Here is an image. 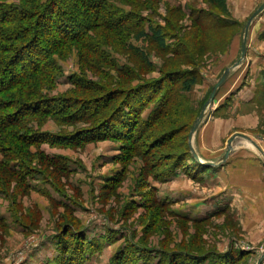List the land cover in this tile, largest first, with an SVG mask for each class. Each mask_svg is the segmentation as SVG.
Segmentation results:
<instances>
[{
	"label": "rangeland",
	"instance_id": "rangeland-1",
	"mask_svg": "<svg viewBox=\"0 0 264 264\" xmlns=\"http://www.w3.org/2000/svg\"><path fill=\"white\" fill-rule=\"evenodd\" d=\"M223 1L225 10L208 0H103V8L129 17L127 24H142L145 31L148 25H169L176 38L167 41L170 49L183 42L196 55L194 65L161 50L149 37L138 39L139 29L115 33L96 27L57 50L54 81L35 77L20 99L17 92L0 96V102L15 98L80 103L102 97L108 90L135 89L169 72L197 79L187 92L174 88L182 107L152 129L157 135L174 129L176 136L170 145L158 146L149 155L130 152L120 138L89 139L98 133L90 132L96 118L43 117L30 120L29 131L19 129L22 135L35 134L43 142L30 148L29 161L23 163L33 170L25 184L0 167V264H115L121 254V264H171V257L187 258L189 264H256L264 250V165L259 153L236 139L220 167L198 173L188 161L186 171L178 168L170 175L162 166L165 162H160V157L184 152L189 128L211 87L239 58L243 30L239 34V28L259 7L238 19ZM218 19L228 25L217 32L196 26L210 27ZM261 19L264 12L254 25H260ZM247 59L250 63L232 78L240 82L228 93L230 81L217 93L194 135L193 146L206 162H216L236 134L248 136L264 152V43L251 44ZM244 81L254 82L249 101L234 94L246 86ZM11 134L5 131L0 137L9 139ZM1 146L0 163H16L10 156L20 159L15 148ZM39 154L65 171L51 174ZM228 254L231 260L222 257Z\"/></svg>",
	"mask_w": 264,
	"mask_h": 264
},
{
	"label": "trees",
	"instance_id": "trees-1",
	"mask_svg": "<svg viewBox=\"0 0 264 264\" xmlns=\"http://www.w3.org/2000/svg\"><path fill=\"white\" fill-rule=\"evenodd\" d=\"M208 1L217 8L225 10L223 0ZM101 2L103 0H75V3L68 0H17L14 3H6L0 0V96L12 92H17L18 98L19 95L25 96L30 87L27 85L28 81L35 77H47L51 82L54 81L58 71L55 61L57 50L67 44L76 43L87 31L96 27H103L115 33L119 30L139 29L136 34L138 39L149 37L161 50L194 65L193 60L196 55L183 42H180L177 48L170 49L167 41L176 38L172 37L173 30L169 25L166 28L148 25L145 31L142 24L141 26L136 23L127 24L125 20L129 17L114 15L111 10L103 8ZM69 11L75 15L71 17ZM195 20L197 21V18ZM218 20L219 22L210 27L197 23L196 26L202 31L217 32L228 25V21ZM74 27L79 28V31H74ZM241 29L243 28H239V34ZM179 75L184 76L176 71L169 72L159 80L135 89L108 90L102 97L90 101L83 100L80 103H77V100L63 102L62 99L18 101L14 98V101H1L0 112L5 113H0V136L5 134V131L12 134L9 139L0 137V148L4 151L1 144H9L21 157L17 159L15 156H10L16 163L10 165L1 162L0 167L11 175L21 178L22 183L25 184L33 170L28 166L26 168L23 163L29 161L30 148L37 147L43 141L38 140L39 137L35 134L22 135L19 129L29 131L27 125L30 120L43 117L55 119L63 117L70 121L96 118L97 123L90 132L98 133L88 138H120L128 143L127 150L130 152L149 155L150 151L158 146L170 145L176 136V130L170 129L157 135L152 126H156V122L160 119L170 114L174 115L182 107L180 94H173L174 88H179L180 92H187L197 83L193 75H188L186 78ZM150 106L153 107L148 116L142 117L143 112ZM102 129L105 131L101 133ZM83 135L84 133H81L76 136ZM78 141L75 139V142ZM160 159V162H165L162 166L167 167L166 173L170 175L178 168L186 171L188 161L194 163L195 172L200 173L201 170L210 169L200 165L192 157L188 136L183 153H175ZM171 160L174 161L170 163ZM39 161L51 170V174L66 169L61 165H55L53 159L43 154H39ZM159 164L154 168L159 167ZM123 256V254L118 255L115 264H121ZM222 257L226 260L233 258L231 254ZM170 260L171 264H189L186 262L187 258L184 261L182 258L171 257ZM200 262L197 263L201 264Z\"/></svg>",
	"mask_w": 264,
	"mask_h": 264
},
{
	"label": "water",
	"instance_id": "water-1",
	"mask_svg": "<svg viewBox=\"0 0 264 264\" xmlns=\"http://www.w3.org/2000/svg\"><path fill=\"white\" fill-rule=\"evenodd\" d=\"M263 12H264V1L252 13V15L248 18V20L246 21V23H245V25L243 27L242 34H241V37H240V54H239V58L231 66L227 67L223 71L221 76L218 78V80L211 87L210 93H209L208 98H207V101L202 106V108H201V110L199 112V115L195 119V121H194V123H193V125H192V127L190 129V132H189V135H188V144H189V148H190L192 157L200 165H203L205 167L215 168V167H220L222 164H224L227 161V159L229 158V156L232 153V151H233V144H234L236 139H243L244 141L248 142L259 153V155L262 158L263 165H264V152H263V150L260 148V146H258L256 144V142H254L248 136L243 135V134L233 135L227 141L226 150H225L224 154L216 162H206V161L201 160L199 155H198V153L196 152V150H195V148L193 146L194 135L197 132V130L199 129V127L201 126V124L203 123V121L205 120V118L207 117L208 111L212 108L217 93L219 92L221 87L226 83V81L228 80V78L230 77L232 72L236 68L240 67L243 64V62H244V60L246 58V53H247V42H248V36H249L250 27H251L252 23L257 19V17L260 16ZM263 259H264V250L261 251V253L259 254V256H258V258L256 260V264H261Z\"/></svg>",
	"mask_w": 264,
	"mask_h": 264
},
{
	"label": "crops",
	"instance_id": "crops-1",
	"mask_svg": "<svg viewBox=\"0 0 264 264\" xmlns=\"http://www.w3.org/2000/svg\"><path fill=\"white\" fill-rule=\"evenodd\" d=\"M262 1L263 0H226L232 17H235L238 19H242L248 14L250 15V13H252V11H254V9H256L262 3ZM239 10H241V12H238ZM237 12H238V14H236ZM262 19H261L260 25H254V23H252V25L250 27L248 42H247V53H246V58H245L243 64L250 63V62H248L247 56H248L251 44H252V47H254L255 45L260 44L261 42L264 43V21ZM251 39H252V42H251ZM240 67L236 68L234 70V72L230 75V77L228 78L226 83L221 87L222 90L231 81L232 87H231V89L228 90V93H229L233 88L236 87V83L240 82V81H236V79L232 81V78L235 76V74L237 73L236 71ZM251 82H252V84H249V83H246L244 81L246 86L241 88L238 93L235 92L234 93L235 97L239 96L243 101H249L250 98L253 96V93H254V82L253 81H251ZM199 128H201V127H199ZM213 140H214V137H213ZM194 147H195V145H194ZM195 149H196V147H195ZM202 160L205 161L204 159H202Z\"/></svg>",
	"mask_w": 264,
	"mask_h": 264
}]
</instances>
